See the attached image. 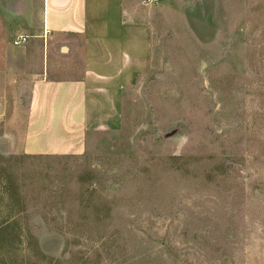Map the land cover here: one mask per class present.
Returning <instances> with one entry per match:
<instances>
[{"label":"rangeland","instance_id":"1","mask_svg":"<svg viewBox=\"0 0 264 264\" xmlns=\"http://www.w3.org/2000/svg\"><path fill=\"white\" fill-rule=\"evenodd\" d=\"M150 64L81 157L0 149V264H264V0H138Z\"/></svg>","mask_w":264,"mask_h":264},{"label":"crops","instance_id":"2","mask_svg":"<svg viewBox=\"0 0 264 264\" xmlns=\"http://www.w3.org/2000/svg\"><path fill=\"white\" fill-rule=\"evenodd\" d=\"M138 0H0V149L81 157L122 126L155 29ZM26 37L20 46L15 42Z\"/></svg>","mask_w":264,"mask_h":264},{"label":"built area","instance_id":"3","mask_svg":"<svg viewBox=\"0 0 264 264\" xmlns=\"http://www.w3.org/2000/svg\"><path fill=\"white\" fill-rule=\"evenodd\" d=\"M161 1L162 0H144V5L153 6V5L160 3ZM27 41H28V38L21 37L15 42V45L20 46V45L25 44Z\"/></svg>","mask_w":264,"mask_h":264}]
</instances>
